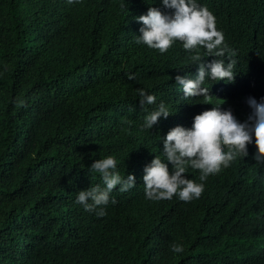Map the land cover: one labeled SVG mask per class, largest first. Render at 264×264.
Masks as SVG:
<instances>
[{"label": "trees", "instance_id": "1", "mask_svg": "<svg viewBox=\"0 0 264 264\" xmlns=\"http://www.w3.org/2000/svg\"><path fill=\"white\" fill-rule=\"evenodd\" d=\"M197 3L230 50L216 59L235 62L234 82L205 78L211 100L185 98L175 83L198 71L181 42L165 53L137 43L136 17L149 7L171 14L161 0H0V264H264V164L253 158L254 138L247 157L206 181L188 169L204 184L199 199L145 196L144 168L165 160L170 129H190L215 107L243 123L248 98H264V0ZM140 89L155 104L141 107ZM161 103L173 115L143 128ZM109 156L136 185L117 187L100 217L76 200L104 187L89 168Z\"/></svg>", "mask_w": 264, "mask_h": 264}, {"label": "clouds", "instance_id": "2", "mask_svg": "<svg viewBox=\"0 0 264 264\" xmlns=\"http://www.w3.org/2000/svg\"><path fill=\"white\" fill-rule=\"evenodd\" d=\"M69 5L82 3V0H67ZM165 9L171 14H165L157 7H149L146 15L136 17L143 26L139 29L137 43H143L160 53L167 52L177 41L182 43L183 49L193 52L191 60L198 66L196 77L177 75L175 83L182 86L183 95L189 97H204L211 100L210 90L202 87L205 78L214 81L234 82L235 62L229 60L225 65L224 57L230 50L224 44V34L216 28L215 16L197 3V0H161ZM205 49L208 57H214L210 63H205L200 49ZM232 55H235L232 53ZM130 80L135 79L129 75ZM139 104L153 105L156 97L139 90ZM248 105L252 109L248 120L241 123L231 110L221 111L219 107L205 110L195 115L190 129L176 126L169 130L163 138V155L159 156L144 168L143 184L145 196L152 201L171 200L178 196L181 201L190 202L199 199L204 190L203 183H196L187 178L189 168L199 170V179L206 181L210 175H216L222 169L228 168L239 156H248V145L255 141L257 152L254 155L256 163L264 164V98L258 103L255 98H248ZM17 107H26L24 99L18 98ZM170 115L166 106L159 107L145 117L143 128L150 130L161 117L167 119ZM171 165V169L169 168ZM89 173H98L104 187L99 184L80 190L76 203L81 204L85 211L93 212L100 217L106 215L103 206L110 201V194L117 189L123 193L136 185V177L128 174L122 177L117 171L114 157L94 161ZM115 204L116 200L111 199ZM97 209H99L97 211ZM174 253L183 251L182 246L173 244Z\"/></svg>", "mask_w": 264, "mask_h": 264}]
</instances>
